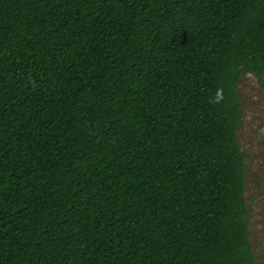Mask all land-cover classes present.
Returning a JSON list of instances; mask_svg holds the SVG:
<instances>
[{
	"label": "trees",
	"instance_id": "trees-1",
	"mask_svg": "<svg viewBox=\"0 0 264 264\" xmlns=\"http://www.w3.org/2000/svg\"><path fill=\"white\" fill-rule=\"evenodd\" d=\"M247 74L264 0H0V264H254Z\"/></svg>",
	"mask_w": 264,
	"mask_h": 264
},
{
	"label": "rangeland",
	"instance_id": "rangeland-1",
	"mask_svg": "<svg viewBox=\"0 0 264 264\" xmlns=\"http://www.w3.org/2000/svg\"><path fill=\"white\" fill-rule=\"evenodd\" d=\"M243 118L238 131L241 149L247 154L245 201L254 264H264V79L251 74L239 84Z\"/></svg>",
	"mask_w": 264,
	"mask_h": 264
},
{
	"label": "clouds",
	"instance_id": "clouds-1",
	"mask_svg": "<svg viewBox=\"0 0 264 264\" xmlns=\"http://www.w3.org/2000/svg\"><path fill=\"white\" fill-rule=\"evenodd\" d=\"M217 96L219 97V93H217Z\"/></svg>",
	"mask_w": 264,
	"mask_h": 264
}]
</instances>
